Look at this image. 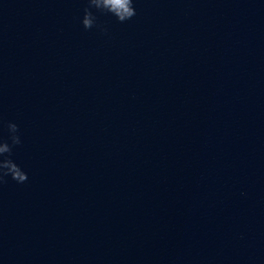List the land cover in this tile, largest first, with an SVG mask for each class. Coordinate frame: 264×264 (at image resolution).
<instances>
[{
    "label": "clouds",
    "instance_id": "1",
    "mask_svg": "<svg viewBox=\"0 0 264 264\" xmlns=\"http://www.w3.org/2000/svg\"><path fill=\"white\" fill-rule=\"evenodd\" d=\"M92 9L111 14L121 23L130 20L136 15L133 0H87V7L84 9V15L81 20L86 30L99 27ZM7 129L8 137H0V184L5 183V178L9 176L17 183H24L28 179L27 174L12 159L13 148L21 143L18 125L9 122Z\"/></svg>",
    "mask_w": 264,
    "mask_h": 264
}]
</instances>
